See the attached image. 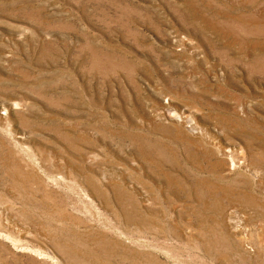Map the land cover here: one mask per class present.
I'll return each instance as SVG.
<instances>
[{
	"label": "rangeland",
	"instance_id": "rangeland-1",
	"mask_svg": "<svg viewBox=\"0 0 264 264\" xmlns=\"http://www.w3.org/2000/svg\"><path fill=\"white\" fill-rule=\"evenodd\" d=\"M0 264H264V0H0Z\"/></svg>",
	"mask_w": 264,
	"mask_h": 264
},
{
	"label": "bare ground",
	"instance_id": "bare-ground-1",
	"mask_svg": "<svg viewBox=\"0 0 264 264\" xmlns=\"http://www.w3.org/2000/svg\"><path fill=\"white\" fill-rule=\"evenodd\" d=\"M178 128V127H177ZM203 139V138H202ZM190 140V139H189ZM225 149V148H224ZM226 150V149H225ZM223 151V150H222ZM224 152H226V151H224ZM214 154V153H213ZM228 154V153H227ZM223 155V154H222ZM232 160V159H231ZM172 161V160H171ZM229 169H235V165H234V163L233 162H231L230 163V165H229ZM233 223V222H232ZM239 223V222H238ZM238 225V224H237ZM241 225V224H240ZM231 227V226H230ZM235 227V226H234ZM237 228V227H236ZM240 228V227H239ZM238 228V229H239Z\"/></svg>",
	"mask_w": 264,
	"mask_h": 264
}]
</instances>
